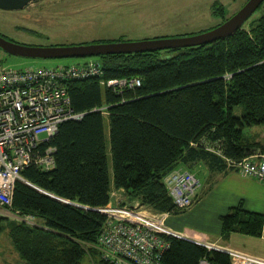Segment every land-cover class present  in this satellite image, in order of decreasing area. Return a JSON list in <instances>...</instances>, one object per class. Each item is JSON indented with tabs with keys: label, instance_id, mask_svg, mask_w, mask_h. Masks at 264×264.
<instances>
[{
	"label": "trees",
	"instance_id": "trees-1",
	"mask_svg": "<svg viewBox=\"0 0 264 264\" xmlns=\"http://www.w3.org/2000/svg\"><path fill=\"white\" fill-rule=\"evenodd\" d=\"M259 8L247 25L212 42L99 55L104 78L139 77L134 89L113 91L97 78L68 83L72 107L83 115L61 122L44 144L54 147L53 168L30 164L22 170L27 182L14 186L11 209L41 220L9 225L22 264H80L88 250L95 253L108 219L100 208L109 202L112 182L124 190L125 202L181 213L163 182L171 169L179 164L191 169L200 161L210 171L223 172L229 170L224 157L264 151V141L251 133L264 125V0ZM105 104L112 176L104 116L95 109ZM261 221V213L239 202L221 215L222 233L259 236ZM163 236L169 243L164 264H199L202 257L231 264L223 250Z\"/></svg>",
	"mask_w": 264,
	"mask_h": 264
},
{
	"label": "rangeland",
	"instance_id": "rangeland-1",
	"mask_svg": "<svg viewBox=\"0 0 264 264\" xmlns=\"http://www.w3.org/2000/svg\"><path fill=\"white\" fill-rule=\"evenodd\" d=\"M246 0H36L22 9L7 10L0 8V34L8 39L31 46L72 45L94 42H111L120 40H140L161 37H177L195 34L208 30L236 12ZM217 2L223 9L212 7ZM255 10L251 18L258 15ZM89 59L99 60V56L36 58L10 54L0 47V69L2 68H36L54 67L61 64L83 63ZM108 112L103 113L105 135L107 138L108 166L111 173L112 159L108 145ZM252 134L264 141V125L252 128ZM208 147L219 152L212 142ZM264 151L255 150L254 154ZM196 176L201 172V187L198 189L200 206L197 229L214 225L219 216L227 212L232 205L242 203L243 209L260 212L263 203L264 181L253 176H244L238 170L209 173L202 164L195 170ZM182 168V169H183ZM177 169V168H173ZM193 169V170H192ZM172 170V169H171ZM200 177V176H199ZM256 178V179H254ZM259 180V181H258ZM123 197L116 196V206L136 204V201L121 202ZM198 199V200H199ZM196 200V199H195ZM194 204V203H193ZM142 206V205H141ZM109 207V206H108ZM101 207V210H108ZM149 213H159L142 206ZM191 208V207H190ZM181 213H169L166 216L176 217ZM218 210V213L216 211ZM0 264H22L9 237V225L12 222L24 221L41 224L38 217L22 214L19 211L1 209L0 211ZM170 217H160L161 224L167 226ZM142 219V218H141ZM147 220V219H146ZM157 220L152 224L158 226ZM220 221V220H219ZM168 227V226H167ZM169 229V227H168ZM192 229V226L187 227ZM178 232V231H177ZM178 235L179 233H173ZM183 234V233H182ZM183 235H192L184 233ZM215 239L218 236H211ZM180 236V235H178ZM109 264L102 259V253L95 248V253L88 250L80 264Z\"/></svg>",
	"mask_w": 264,
	"mask_h": 264
},
{
	"label": "built area",
	"instance_id": "built-area-1",
	"mask_svg": "<svg viewBox=\"0 0 264 264\" xmlns=\"http://www.w3.org/2000/svg\"><path fill=\"white\" fill-rule=\"evenodd\" d=\"M86 78H97L100 84L118 92L141 84V79L135 76L104 78L101 63L96 59L54 67L0 69V211L11 210L16 181H26L23 168L30 164L41 169L53 168L54 147L44 144L56 134L61 122L83 115L74 111L67 85ZM107 107L105 104L95 109L105 113ZM224 158L229 168L264 181V153L240 159ZM163 182L174 206L180 210L193 203L201 185L195 173L185 168L170 170ZM104 212L108 219L96 245L102 259L109 264H164L161 257L169 243L163 235L175 234L159 222L161 212L149 213L138 201L108 207ZM261 215L259 236L264 239V209ZM154 220L158 226L152 224ZM197 243L227 252L231 264H264V257L242 250ZM199 264L211 263L202 257Z\"/></svg>",
	"mask_w": 264,
	"mask_h": 264
},
{
	"label": "water",
	"instance_id": "water-1",
	"mask_svg": "<svg viewBox=\"0 0 264 264\" xmlns=\"http://www.w3.org/2000/svg\"><path fill=\"white\" fill-rule=\"evenodd\" d=\"M36 0H0V8L7 10L22 9ZM263 0H246L230 17L220 24L195 34L161 37L140 40H120L111 42L81 43L72 45L31 46L14 42L0 34V47L10 54L23 57L60 58L131 53L188 47L227 37L233 34L245 20L258 8ZM182 238L194 240L188 235Z\"/></svg>",
	"mask_w": 264,
	"mask_h": 264
},
{
	"label": "crops",
	"instance_id": "crops-1",
	"mask_svg": "<svg viewBox=\"0 0 264 264\" xmlns=\"http://www.w3.org/2000/svg\"><path fill=\"white\" fill-rule=\"evenodd\" d=\"M202 164H204V163H202L200 161L196 162L192 168H194V170H195L198 166H201ZM183 166H184L183 164H179L175 168H183ZM205 166L208 168L207 165H205ZM184 167H186V166H184ZM226 168H227V170L228 169L232 170L228 167L227 163H226ZM111 171H112V168H111ZM218 172H220V171H218ZM209 173H215V172L209 170ZM223 173H227V171H223ZM111 176H112V172H111ZM244 176H248V175H244ZM197 177L199 178V180H200V178L202 179L203 178L202 173L200 172ZM254 179H256V178H254ZM200 187L202 189V186H200ZM201 189H200V192H201ZM200 192H199V194H200ZM199 194L197 195L196 198H194V200H193L194 204L192 203L188 207V208H190V207L191 208L181 215H177L176 217L166 216L168 214V212H161V214L164 215V217H166V218L170 217L169 220H166L167 221L166 224L169 227V229L166 225L164 226V228H166L170 232H175L176 234L179 233L178 235H180V234L182 235V233L183 234L184 233L192 234V235H188V236L193 237L194 240H192V241H194V242H203V243H207V244L212 245V246H217V247L222 248V249L225 248V249L242 250V251L250 253V254H254L257 256L264 257V239L262 237L253 236V235H246V234H242L239 232H231L227 235H224L222 233L221 215L219 216L220 221L219 220L217 222L215 221V224L212 226L205 224L204 226L200 227L203 230V232H199L200 230L197 229L198 224L196 223V221L198 220L200 206L202 204V199L201 200L199 199L201 197V195L199 197ZM117 195L123 197L121 199L122 200L121 202L127 201L124 190L121 188L117 189L113 185V182H112L111 190L109 192V202L105 207L116 206L117 203H116L115 198ZM134 201H137V200H134ZM234 205H236V204H234ZM234 205H232V206H234ZM261 207L262 208H260L261 211L259 213H262V211L264 209V190H263V203H262ZM255 210L256 209H253L250 211H255ZM5 211H6V209H5ZM216 213H218V210L216 211ZM225 213H223V214H225ZM37 225H39V224H37ZM40 226H42V225H40ZM189 226H192L193 230L187 229V227H189ZM208 234H211V236L215 235L218 237L215 239H211Z\"/></svg>",
	"mask_w": 264,
	"mask_h": 264
},
{
	"label": "flooded vegetation",
	"instance_id": "flooded-vegetation-1",
	"mask_svg": "<svg viewBox=\"0 0 264 264\" xmlns=\"http://www.w3.org/2000/svg\"><path fill=\"white\" fill-rule=\"evenodd\" d=\"M200 188V187H199Z\"/></svg>",
	"mask_w": 264,
	"mask_h": 264
}]
</instances>
